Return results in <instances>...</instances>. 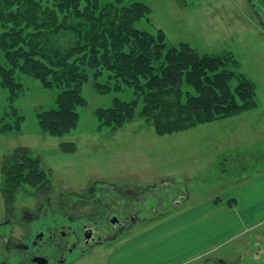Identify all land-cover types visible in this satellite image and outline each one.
Here are the masks:
<instances>
[{"label": "rangeland", "instance_id": "1", "mask_svg": "<svg viewBox=\"0 0 264 264\" xmlns=\"http://www.w3.org/2000/svg\"><path fill=\"white\" fill-rule=\"evenodd\" d=\"M133 3L150 9L135 27L152 35L162 30L167 46L187 43L200 55H232L238 63L237 74H244L254 84L255 106L234 118L171 135H156L139 117L113 130L101 127L94 112L111 107L114 99L131 101L133 90L101 94L89 79L82 88L86 104L77 109L78 126L61 137H52L41 132L37 115L55 108L62 88L47 89L40 81L16 72L15 79L22 86L13 102L0 86V130L12 125L10 132H0V185L3 158L15 149L28 148L51 173L52 189L37 192L49 197L53 208L62 196L72 199L85 192L94 196L91 188L98 181L106 188H121L131 197L133 191V197L143 199L141 207L154 218L138 222L127 233L148 234L142 244L141 264H264L262 223L240 238L234 234V224L225 223L229 218L224 215L205 217L196 229L185 225L199 218L196 214L172 219L186 204H205L233 183L264 172V9L252 5L253 0H124L120 6ZM5 31L0 24V35ZM0 62L5 66L1 52ZM228 69L233 68L229 65ZM106 77L103 71L97 82L107 84ZM64 143H72L74 151L62 152ZM35 192L22 188L13 208L32 209L37 202ZM106 195L109 199L118 196L107 191ZM69 198L65 208L71 207ZM5 206L0 194V218ZM81 206L80 214L95 208ZM111 252L97 254L91 264H114Z\"/></svg>", "mask_w": 264, "mask_h": 264}, {"label": "trees", "instance_id": "2", "mask_svg": "<svg viewBox=\"0 0 264 264\" xmlns=\"http://www.w3.org/2000/svg\"><path fill=\"white\" fill-rule=\"evenodd\" d=\"M123 1L100 5L99 0H0V24L6 29L0 35L5 64L0 62V86L8 100L13 102L22 86L16 72L47 89L62 88L55 108L37 115L44 135L61 137L78 126L77 109L86 104L82 88L89 79L101 94L133 90L131 101L114 99L111 107L95 110L101 127L113 130L139 117L156 135H171L255 106L254 84L237 74L232 55H200L187 43L167 46L162 30L152 35L135 27L150 9L142 3L122 7ZM103 71L105 85L97 82ZM11 129L6 124L0 132ZM61 150L74 151V145L64 143ZM1 168L0 194L7 207L24 187L35 193L53 187L51 173L28 148L12 151Z\"/></svg>", "mask_w": 264, "mask_h": 264}, {"label": "flooded vegetation", "instance_id": "3", "mask_svg": "<svg viewBox=\"0 0 264 264\" xmlns=\"http://www.w3.org/2000/svg\"><path fill=\"white\" fill-rule=\"evenodd\" d=\"M253 4L264 9V0ZM96 183L91 188L93 198L89 192L72 199L62 196L55 208L39 192L32 209L5 206L0 218V264H91L97 254L116 251L124 238L133 235L127 233L138 222L154 218L133 191L131 197L121 188ZM106 191L114 192L117 199L104 198ZM68 198L71 207L65 208ZM80 205L95 208L80 214Z\"/></svg>", "mask_w": 264, "mask_h": 264}, {"label": "crops", "instance_id": "4", "mask_svg": "<svg viewBox=\"0 0 264 264\" xmlns=\"http://www.w3.org/2000/svg\"><path fill=\"white\" fill-rule=\"evenodd\" d=\"M208 201L205 204L196 203L188 205V203L185 205L186 208L184 206V208L174 214L177 217H173L172 219L179 220L181 214H196L199 218H193L185 222L187 227H194L196 229L195 225H199V222L205 219V217L224 215L229 218L225 223L234 224V231H236L234 234L236 237L242 238L246 236L252 230V227L258 223L264 224V172L233 183L231 186L224 188L220 196ZM182 227L184 225L178 226L176 230ZM151 232L152 230H150ZM147 235L138 233L136 236L131 235L128 236V239L123 240L118 249L110 255L112 260L114 259V264H136V262L141 264L143 261L142 244L146 243L145 239L148 237ZM157 239H159V236ZM206 251L205 253H207Z\"/></svg>", "mask_w": 264, "mask_h": 264}]
</instances>
